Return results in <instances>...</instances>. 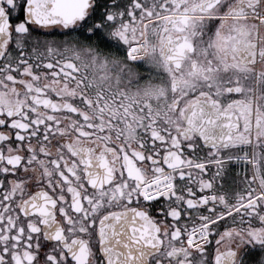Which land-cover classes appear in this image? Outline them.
Returning <instances> with one entry per match:
<instances>
[{"label": "snow or ice", "instance_id": "snow-or-ice-1", "mask_svg": "<svg viewBox=\"0 0 264 264\" xmlns=\"http://www.w3.org/2000/svg\"><path fill=\"white\" fill-rule=\"evenodd\" d=\"M0 264H264V0H0Z\"/></svg>", "mask_w": 264, "mask_h": 264}]
</instances>
